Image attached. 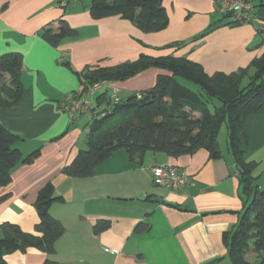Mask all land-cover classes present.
Returning <instances> with one entry per match:
<instances>
[{"label":"crops","instance_id":"0c3cea01","mask_svg":"<svg viewBox=\"0 0 264 264\" xmlns=\"http://www.w3.org/2000/svg\"><path fill=\"white\" fill-rule=\"evenodd\" d=\"M61 1L0 0V56H22L19 81L23 87L16 105L0 108V124L20 138L15 147L23 157L40 151L32 163L16 166L10 183L0 189L4 198L0 224L33 232L38 221L36 195L50 182L54 197L62 202L53 203L49 214L65 229L50 258L56 264H231L222 235L237 224L243 205L230 147L224 155L217 142L218 159H210L204 149L178 158L147 152L140 165L118 150L93 176L76 179L62 170L86 149L88 127L107 107L97 103L99 92L91 98L89 111L70 121L58 104L68 94L82 93L80 73L85 67H113L140 55L183 57L199 64L208 77L248 69L264 54V31L259 33L256 22L220 25L218 0H162L167 26L153 33L142 32L118 15L93 18L91 0L67 6ZM251 1L254 15L264 22V1ZM60 20L76 36L52 47L40 32L57 29ZM213 24L218 26L203 35ZM170 44L181 46L164 49ZM252 73L249 69L248 74ZM161 74L166 72L145 70L126 81L107 84V93L125 99L150 89ZM242 129L239 147L246 160L256 164L254 171L262 166L263 172L255 176L253 171L252 176L264 190L259 183L264 176V105L245 119ZM166 164L186 173L185 187L168 190L153 185L151 169ZM147 197L162 202L153 203ZM100 220L108 221L109 227L94 235L93 226ZM139 226L143 231L137 233ZM4 259L6 264H45L47 257L30 248Z\"/></svg>","mask_w":264,"mask_h":264},{"label":"trees","instance_id":"16d2710c","mask_svg":"<svg viewBox=\"0 0 264 264\" xmlns=\"http://www.w3.org/2000/svg\"><path fill=\"white\" fill-rule=\"evenodd\" d=\"M89 12L96 19L118 15L145 33L159 32L167 26L162 0H91ZM223 22L234 26L222 16L219 24ZM217 26L211 25L203 35ZM40 36L50 46L57 47L65 39L74 38L76 31L60 20L57 29L43 28ZM180 46L170 44L164 49ZM21 69L20 54L0 56V108L14 106L20 101L23 92L19 81ZM148 69L166 74L158 75L150 89L120 99L117 105L111 104L107 90L102 91L96 101L105 103L107 108L93 117L86 135V149L78 152L63 173L76 179L89 178L118 150L125 151L135 165L141 164L147 152L178 158L204 149L210 159H218L221 153L217 137L221 126L225 125L243 205L237 224L222 235L226 255L231 264H264V190L255 185L256 178L252 176L256 164L247 161L245 151L239 147L245 119L264 105V54L248 69L211 77L199 64L172 55L158 58L140 55L133 62L107 68L87 66L80 73L82 92L96 81L123 82ZM249 69L253 71L251 75ZM179 79L198 86L200 91H191L181 85ZM19 141L17 135L0 124V189L10 183L11 172L16 166L30 164L39 156L38 149L23 157L15 147ZM3 199L0 198V202ZM57 202L62 199L54 197V187L48 182L36 195L34 209L38 221L33 232H24L7 222L0 224V264H6L5 255L23 253L30 248L46 255L45 264H56L50 258L55 254V243L65 232L63 225L49 214L50 206ZM108 227V221H97L93 233L98 235ZM139 228L143 227H137V233L143 231ZM250 254L254 262L247 260Z\"/></svg>","mask_w":264,"mask_h":264},{"label":"built area","instance_id":"2783aa9c","mask_svg":"<svg viewBox=\"0 0 264 264\" xmlns=\"http://www.w3.org/2000/svg\"><path fill=\"white\" fill-rule=\"evenodd\" d=\"M78 1L80 0H62L60 4L67 6ZM254 8L251 0H218L217 2V10L221 16L226 18V22L234 26L256 22L259 30L264 31V22L256 18ZM107 87V84L95 83L82 93L68 94L59 102L58 107L67 114L70 121H73L78 114L88 112L91 98L95 94L107 90ZM110 99L112 105H117L120 102L115 94L110 95ZM151 178L154 186L168 190H178L185 187L189 182L185 172L169 164L153 167Z\"/></svg>","mask_w":264,"mask_h":264},{"label":"rangeland","instance_id":"374dc122","mask_svg":"<svg viewBox=\"0 0 264 264\" xmlns=\"http://www.w3.org/2000/svg\"><path fill=\"white\" fill-rule=\"evenodd\" d=\"M87 1H89V0H87ZM221 15V14H220ZM178 82L181 84V85H183V86H185V87H187L188 89H190L191 91H193V92H198V91H200V89H199V87L198 86H196V85H194V84H192V83H190V82H188V81H186V80H183V79H179L178 80ZM217 142H218V144H219V148L221 149V151L224 153V155H226L225 153H226V147H230V142H229V140H228V137L226 136V134L224 133V126L220 129V131H219V135H218V138H217ZM247 159V158H246ZM262 170V166H258L257 167V169L254 171V174H255V176L258 174V172L260 171V172H263V171H261ZM259 172V173H260ZM260 185H262V187H264L263 185H264V176L261 178V180H260ZM247 260L249 261V262H254V256L253 255H249L248 257H247Z\"/></svg>","mask_w":264,"mask_h":264},{"label":"water","instance_id":"95a60500","mask_svg":"<svg viewBox=\"0 0 264 264\" xmlns=\"http://www.w3.org/2000/svg\"><path fill=\"white\" fill-rule=\"evenodd\" d=\"M99 81H96V83H98ZM139 200H144V196H140L138 197ZM150 201L153 203H161L162 200L161 199H157V198H150Z\"/></svg>","mask_w":264,"mask_h":264}]
</instances>
